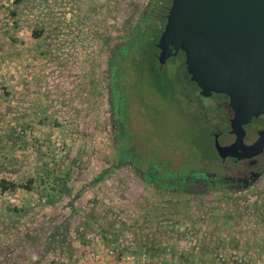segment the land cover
I'll return each instance as SVG.
<instances>
[{
	"label": "rangeland",
	"instance_id": "374dc122",
	"mask_svg": "<svg viewBox=\"0 0 264 264\" xmlns=\"http://www.w3.org/2000/svg\"><path fill=\"white\" fill-rule=\"evenodd\" d=\"M153 2L0 0V181L17 186L0 192V264H264V178L241 194L176 189L215 156L214 127L177 117L183 56L154 84L126 73L114 117L107 61ZM62 222L69 247L42 257Z\"/></svg>",
	"mask_w": 264,
	"mask_h": 264
},
{
	"label": "water",
	"instance_id": "95a60500",
	"mask_svg": "<svg viewBox=\"0 0 264 264\" xmlns=\"http://www.w3.org/2000/svg\"><path fill=\"white\" fill-rule=\"evenodd\" d=\"M155 46L160 67L181 51L202 95L228 96L234 127L264 115V0H172Z\"/></svg>",
	"mask_w": 264,
	"mask_h": 264
},
{
	"label": "flooded vegetation",
	"instance_id": "af4514ba",
	"mask_svg": "<svg viewBox=\"0 0 264 264\" xmlns=\"http://www.w3.org/2000/svg\"><path fill=\"white\" fill-rule=\"evenodd\" d=\"M180 55L185 62L181 51L168 60ZM183 65L185 68V63ZM185 75L188 85H181L178 92L179 123L193 118L192 125L196 129L214 127L209 136L215 156L202 155L200 159L204 168L191 169L181 180L178 178L180 185L176 189L198 194H241L252 190L264 178V115L252 117L240 127H234V113L229 106L228 96L219 93L204 96L186 71ZM137 113L143 115L139 110ZM233 146L231 155L220 154L219 149ZM144 172L150 176V170ZM150 180L154 184L159 183L153 175Z\"/></svg>",
	"mask_w": 264,
	"mask_h": 264
},
{
	"label": "trees",
	"instance_id": "16d2710c",
	"mask_svg": "<svg viewBox=\"0 0 264 264\" xmlns=\"http://www.w3.org/2000/svg\"><path fill=\"white\" fill-rule=\"evenodd\" d=\"M24 0H12V3L17 5L23 2ZM172 0H154L153 4H151L144 16L141 20L143 25L140 23L136 26L132 36L124 41L119 47L113 49L111 51V56L107 61V71L108 77L110 81V91H111V106L113 108V100H116L120 103L125 104V111L120 109L119 111L114 112V117L116 118L117 123H121L124 121V116L127 107V101L124 100V91L126 90V86L124 84L125 80L127 79L126 73L131 72L135 74L136 78H141L147 80L149 82H157L159 73L158 70V62H156V55L158 49L154 45V43L158 40L165 22H166V15L168 10L171 6ZM142 27V28H140ZM36 37H39V33L34 34ZM157 64V65H156ZM157 66V68L155 67ZM136 82H142L137 81ZM133 87L135 85L133 84ZM124 101V102H122ZM123 106V105H122ZM120 129L118 130V134H121ZM112 168V167H111ZM110 172V168L103 169L98 176L94 178L92 181L93 184L100 183L106 175ZM152 174L148 176L150 179ZM169 177V175H166ZM168 179V178H166ZM168 181V180H166ZM161 185L171 188L173 187L169 182H162ZM16 185L13 183L6 184L5 180L0 181V192L4 193L8 189L13 191L16 189ZM65 222L60 224H56L51 228V231L48 233L44 243L43 255H51L59 250V247H69L70 241L67 242L66 238L68 236L69 228L68 226L64 227ZM64 227V231L62 229ZM63 233V234H62ZM75 239L83 240L84 236L82 233L78 231H74ZM62 244V245H61ZM60 245V246H59ZM65 247V249H66ZM64 249V250H65ZM62 253V252H60ZM52 262V261H51ZM223 264V263H217ZM230 264H238L236 260L231 261Z\"/></svg>",
	"mask_w": 264,
	"mask_h": 264
}]
</instances>
